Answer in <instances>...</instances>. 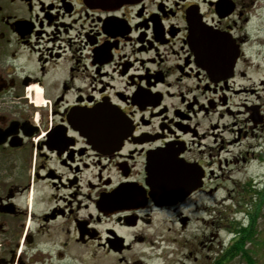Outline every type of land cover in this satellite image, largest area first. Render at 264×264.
Wrapping results in <instances>:
<instances>
[{
    "label": "flooded vegetation",
    "instance_id": "flooded-vegetation-1",
    "mask_svg": "<svg viewBox=\"0 0 264 264\" xmlns=\"http://www.w3.org/2000/svg\"><path fill=\"white\" fill-rule=\"evenodd\" d=\"M260 6L0 0V264H264Z\"/></svg>",
    "mask_w": 264,
    "mask_h": 264
},
{
    "label": "water",
    "instance_id": "water-1",
    "mask_svg": "<svg viewBox=\"0 0 264 264\" xmlns=\"http://www.w3.org/2000/svg\"><path fill=\"white\" fill-rule=\"evenodd\" d=\"M193 28H196L195 30L197 31L192 33L191 42L193 45H196L195 48L200 53L202 60L205 62V65H203V67H205L208 71L215 69L216 66L214 67V65H212L210 59L212 57H218L221 55V51H223L225 47L224 42L218 41L216 39H212V35L209 32L198 29L199 25L196 23H193ZM233 59H235V56ZM232 65L233 64L230 65L229 67L230 69H232ZM110 116L111 114L109 113H106L105 115L104 122H105L106 127H108L111 123ZM124 123L125 125H123ZM122 126H123V129H122L123 132H126L130 128L129 123L125 121H123ZM151 196L152 198L155 199V201L159 200L160 203H174V201H177V199H180V198H174L172 194L168 192H160V191L152 192Z\"/></svg>",
    "mask_w": 264,
    "mask_h": 264
},
{
    "label": "rangeland",
    "instance_id": "rangeland-1",
    "mask_svg": "<svg viewBox=\"0 0 264 264\" xmlns=\"http://www.w3.org/2000/svg\"><path fill=\"white\" fill-rule=\"evenodd\" d=\"M262 4H264L263 0H261V6L257 10V13L261 16V20L264 17V7H262ZM251 27H255V28L260 27L261 28V31L259 32V35H261V44H262V41H263L262 38L264 37V23L263 24L262 23L259 24L258 20L254 19ZM254 36H257L256 33L254 34ZM250 49L253 50L255 55L256 54L258 55V50H259L258 46H254V47H252ZM263 54L264 53H263V49H262V46H261V57L263 56ZM262 77L264 78V76H262ZM37 187H38V185H37ZM262 209H264V203L263 202H261V210ZM262 212H264V211H262ZM161 218L162 219L163 218L164 219H168L169 218L170 220H174V217H173V215L170 212L167 213V214H163L160 217V219ZM167 227H170L171 230L168 233H166V234L167 235H171V237H173L172 231H174L175 228H177V225L174 223V221H171V222L166 221L165 225H164V231H166ZM31 249L32 250L40 249V250H43V251H51L52 247H50L48 242L44 238H42V239H39L37 241L35 239L33 244H32V248ZM72 256H73V258L75 257L74 260L77 261L75 264H84L83 263L84 260H82V257H77L75 252L72 253ZM143 258L145 259V256ZM168 260H169L170 264H180L183 259H182V255L181 254H176V255L170 254ZM106 262H108V261H106Z\"/></svg>",
    "mask_w": 264,
    "mask_h": 264
},
{
    "label": "bare ground",
    "instance_id": "bare-ground-1",
    "mask_svg": "<svg viewBox=\"0 0 264 264\" xmlns=\"http://www.w3.org/2000/svg\"><path fill=\"white\" fill-rule=\"evenodd\" d=\"M37 90V93L39 94V90L38 89H36Z\"/></svg>",
    "mask_w": 264,
    "mask_h": 264
}]
</instances>
